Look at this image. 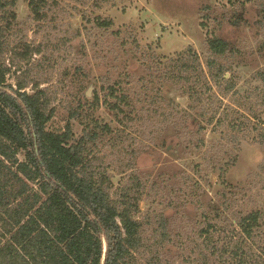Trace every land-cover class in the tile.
I'll return each instance as SVG.
<instances>
[{
    "label": "rangeland",
    "instance_id": "rangeland-1",
    "mask_svg": "<svg viewBox=\"0 0 264 264\" xmlns=\"http://www.w3.org/2000/svg\"><path fill=\"white\" fill-rule=\"evenodd\" d=\"M48 3L41 20L33 17L26 0H17L14 8L0 12V26L8 17L13 19L11 29L0 35L4 51L0 61L9 68L7 83L17 87L21 81L30 93L44 91L53 111L50 129L63 130L71 121L80 133L82 121L94 117L113 121L115 134L102 137L93 155L103 161L113 181L115 201H122L124 189L139 197L135 218L141 223L143 244L134 253L136 263L161 257L172 264H220L202 252L198 232L205 215L214 219L218 208L223 211V194L230 202L229 210L222 212L224 219L234 221L240 210L264 212V82L256 76L264 69V24L256 22L264 0L248 3L246 21L238 25L232 23L235 7L229 0ZM99 17L112 20L113 25L98 26ZM208 31L234 44L232 52L219 58L229 68L226 77L231 76L234 87L225 90L208 78L211 89L205 88L202 99L196 100L186 93L187 81L170 80L167 71L160 77L162 66L156 67L154 58L176 59L177 53L191 47L208 74L206 59L214 57L206 43ZM26 43L40 51L23 60L17 50ZM115 81L129 91L136 105L130 116L133 120L125 118L122 125L105 105L96 108L93 104L96 94L103 102ZM191 105L210 112L203 119L206 128L194 138L168 124L164 115L173 110L181 115L194 113ZM76 109L80 118H70ZM211 113L216 118L209 122ZM218 118L226 119L224 124L216 126ZM232 119L240 120L245 129H230ZM235 135L240 142L229 140ZM221 149L238 154L224 178L219 167L227 159L217 167L210 161ZM262 224L264 239V219Z\"/></svg>",
    "mask_w": 264,
    "mask_h": 264
},
{
    "label": "trees",
    "instance_id": "trees-1",
    "mask_svg": "<svg viewBox=\"0 0 264 264\" xmlns=\"http://www.w3.org/2000/svg\"><path fill=\"white\" fill-rule=\"evenodd\" d=\"M26 1L33 17L41 20L49 0ZM252 1L229 0L235 7L234 25L246 21V5ZM16 3L17 0H0V12H7ZM11 12L15 19L14 11ZM204 17L208 19L206 14ZM12 20L8 17L5 25L0 26V35L11 29ZM256 22L264 24V5L258 9ZM97 25L109 28L113 22L99 17ZM201 26L207 29L204 21ZM206 43L214 56L206 59L208 74L199 54L191 47L177 53V60L157 55L154 58L156 67L162 66L160 77L167 71L168 79L177 77L187 81L186 93L196 100L202 99L200 95L205 88L211 89L208 78L222 84L225 90L234 87L231 76L226 77L229 68L219 60L234 50V44L212 31H208ZM17 51L20 58L28 60L40 49L26 43ZM3 52L0 48V56ZM8 70L0 61V264H138L134 253L140 252L143 244L141 223L135 218L139 197L124 189L122 201H115L111 197L113 181L103 161L93 155L102 137L115 134L113 121L99 117L82 121L84 127L80 133H76L71 121L63 130L50 129L53 116L50 99L39 89L30 93L21 81L17 87L7 83ZM256 76L264 82V69L257 71ZM121 86L120 81H115L109 85L103 102L96 94L93 104L96 108L105 105L113 113L114 121L122 125L125 118L133 120L130 116L136 105L129 91ZM191 108L196 111L183 115L179 110L164 113L168 124L176 125L188 138L204 131L203 119L210 113L204 106L199 110L193 105ZM79 114L76 109L70 118H80ZM211 115L209 122L216 118L215 114ZM177 119L181 121L179 125ZM225 120L218 118L216 126ZM228 124L232 130L245 129L237 119ZM235 136L229 140L240 142ZM237 156L221 149L210 161L217 167L227 159L219 167L224 178L227 167L236 163ZM223 197L222 212H225L230 202L226 194ZM219 209L217 220L208 214L202 220L198 235L203 255L214 257L220 264H264L263 210H240L235 220L230 221L224 219ZM147 264L172 263L152 257Z\"/></svg>",
    "mask_w": 264,
    "mask_h": 264
},
{
    "label": "water",
    "instance_id": "water-1",
    "mask_svg": "<svg viewBox=\"0 0 264 264\" xmlns=\"http://www.w3.org/2000/svg\"><path fill=\"white\" fill-rule=\"evenodd\" d=\"M87 95H91V91L88 90Z\"/></svg>",
    "mask_w": 264,
    "mask_h": 264
}]
</instances>
